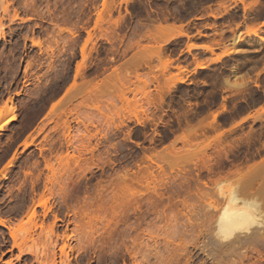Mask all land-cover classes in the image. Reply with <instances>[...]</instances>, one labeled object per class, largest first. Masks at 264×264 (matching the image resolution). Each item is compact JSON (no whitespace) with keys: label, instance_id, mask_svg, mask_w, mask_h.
<instances>
[{"label":"rangeland","instance_id":"obj_1","mask_svg":"<svg viewBox=\"0 0 264 264\" xmlns=\"http://www.w3.org/2000/svg\"><path fill=\"white\" fill-rule=\"evenodd\" d=\"M250 28L258 35L244 34ZM209 40L214 52L202 47ZM137 71L156 72L151 92L178 74L186 83L144 112ZM261 105L264 0H0V121L15 116L0 130V213L10 216L0 264H264V241L210 255L215 211L201 198L216 200L219 182L260 194ZM215 113L233 144L228 156L216 154L205 124ZM191 125H206V135L180 139ZM208 142L214 160L204 166ZM147 169L160 195L141 219L128 199L145 190L136 177Z\"/></svg>","mask_w":264,"mask_h":264},{"label":"bare ground","instance_id":"obj_2","mask_svg":"<svg viewBox=\"0 0 264 264\" xmlns=\"http://www.w3.org/2000/svg\"><path fill=\"white\" fill-rule=\"evenodd\" d=\"M259 2H260V0H252V5H256ZM213 15H214V17H217L216 14H213ZM178 26H180V25H178ZM172 28H174V27H172ZM179 28L183 29L182 33L188 37L189 45H188L187 48H188V50L191 51V47H193L195 45L194 43H191V41L193 40L194 36L189 33L187 28H185L184 24H181V26L178 27L177 29H179ZM182 33H180V34H182ZM200 34H201V32H200ZM222 34H220V37L222 36ZM244 34H248V35L255 34V35H258V29L250 28V29H248L246 31V33L244 31ZM244 34L242 33V31H239L237 33L236 37H235V41H239ZM91 39H92L91 36L90 37L88 36V38L85 41L86 43L82 46L83 47L82 48V53L83 54L86 52V44L89 41H91ZM168 40L169 39H167V40L165 39L164 41L169 42ZM167 42H165V43H167ZM164 46H165L164 43L163 44L162 43H158V46L156 47V49L155 50L153 49L152 50L153 52L152 51L151 52L154 53V51H155V53L159 55V54L163 53V51L165 49ZM202 47L204 48L205 52L206 51L214 52V49H215L210 40L206 41L202 45ZM233 52H234V50L228 49V50L223 51L221 54L217 53L215 61H217V60L220 61V59L223 56L229 55L230 53H233ZM165 60H166V62L164 61L165 67H168V65H172L171 63H172L173 59L171 58V55L170 56L166 55ZM164 64L162 65V70L165 68V67H163ZM176 67L178 69L182 68V66L180 64H178ZM196 67L205 68L206 66L203 64V62H198ZM168 69H170V68L168 67ZM78 71L79 70L77 69V73H78ZM163 71H165V69ZM139 73L137 71V73H136L137 77L136 78L139 81H142L144 83L145 90H146L143 93V98H144L143 102H145L146 105H144V103H142V101L140 102V104L141 103L143 104L142 105L143 107L145 106L144 108H142L143 109L142 111H144V112H146L145 110L149 109L152 104L155 106L154 103H159L160 106H161L162 103L165 102V97H166L167 93L170 94L171 91L175 90L174 88L178 85V83H186V78H184L181 74H178L176 76V78L174 77L175 79L174 78L171 79L172 82L170 81V78L167 77V79H169V81H170L169 84L164 82V83H166L164 85V83L161 84V82H160V84L158 83L159 86L157 85L158 88H156L157 89L156 92H151V89H150L151 84L153 83L154 80H156V81L158 80V75L156 74V72L154 73L152 71L149 72V73H146L144 75L143 74L141 75V73L140 74ZM126 74H128V73H126ZM128 75H130V74H128ZM169 81L167 80V82H169ZM123 88H125V87H123ZM235 88H238V89H235V90L239 91V90H241L242 86L241 85H237ZM125 89H127V88H125ZM240 92H242V91H240ZM240 92H239V94H240ZM121 96H125V91H124V95L122 94ZM123 99L121 101H125L126 99H128V97L126 99L123 97ZM126 102H129V101H126ZM137 102L135 104L139 103V102L138 103ZM146 106L148 108H146ZM225 106L226 105L224 104L222 107L225 108ZM261 106L259 107L260 109L258 108L259 111L257 109V112H256V113H260V115H262L261 113L264 112V106H262L263 108H261ZM261 111H263V112H261ZM144 112H142V113H144ZM151 112H154V111L151 110ZM140 113H141V111H140ZM218 113L214 114L213 120L208 121L205 124L207 125V127H213L215 132H216V134L213 137L214 140H215V143L213 144V146H214V149L216 150V154L221 156L223 153H225L228 156L229 152L233 148V144L231 142V139H229V140L227 139L228 137L225 135L226 134L225 130L224 129L221 130L219 128V124L220 123L218 121ZM125 115H127V114H125ZM119 116H120V114H119ZM258 116H259V114L258 115L256 114V116H252V117H255L254 119H258V118H260ZM247 117L248 116H246L245 118H242V119L243 120H247ZM127 118H129V117H127ZM261 118L263 119L264 117L261 116ZM14 119H15V116H10L4 122L0 121V130L3 129L6 124H8L11 120H14ZM119 119H121V118H119ZM122 120H120V121H122ZM128 120H130V119H128ZM243 120H241V121H243ZM137 122H138V117H137ZM207 123H209V124H207ZM202 125H204V124L202 123ZM191 126H194V125H191ZM205 126L200 127V125H199L198 127L194 126L195 128L191 127L190 131H188L186 133H183L181 135L180 139L190 142L191 140H189V138L191 139V135L192 136L194 135L196 137L200 136V134L201 135H206L205 132H206L207 129L205 128ZM127 137L129 139L132 138L130 133L127 134ZM211 145L212 144L210 142H208L206 144H203L202 145L203 146V150L201 148V150H202L201 153L199 151V154L202 155L201 158H202V163H204V166L207 165L205 163H212V161L214 160L212 155L208 154V149H209V147H211ZM91 151H93V150H91ZM149 159H150L151 162H154L151 157ZM167 161H169L168 163L171 162L170 160H167ZM171 163H173V161ZM159 167L160 168H164L162 165H160ZM209 169H210V167H209ZM239 169H241V168H239ZM161 170H163V169H161ZM165 170H163V171H165ZM126 175L127 174H125L124 176H126ZM154 177L156 178V175L154 174V171H152L150 169H147L145 174L143 176H141L140 180H139L138 177H136L137 178V182L138 183L141 182L140 184L145 187V190H139L138 191V195L132 194V197H131L132 199H130V200L128 199V202L130 203V206H129V203H128L127 207L129 206V209H132V207H133L134 211L137 214V217H139V215L143 216L141 219H143L147 215V213L145 214V212H144V208H143L144 205H147L148 207H153L156 204L155 203L156 201L154 202V200H153V197H154L153 192L155 193V196H158L156 194H159L157 192L159 190H158V187L156 188V185H151V183L153 184V181L156 180ZM125 178H127V177H124V179ZM203 183H205L204 187L206 185L208 186V182H206V181L204 182L203 181ZM224 184H223V182H219L216 185V189H215L216 191L213 193L215 195V197H216V200L213 199V197H209V199L207 201L206 200V196H208L209 193H207L206 191H205L206 193L204 191H202L203 193L201 192L202 200L204 202H207L209 205H211L212 208L215 211V214H213V223H212L213 224V226H212L213 228L211 229L212 230V234H211V236L209 235L210 236L209 237L210 238V242L208 244V245H211V247L213 248V249L211 248L212 250H214L216 248V250H214V252L212 254H210V255H212V257L214 259L216 258L217 252L221 254L222 253L221 250H223V253H224V249L226 250V247H227V250H228V248H230V245L231 244H235L236 242L241 244V245H244V243H246V242H248V244H249L250 242H253V243L257 242L258 243V242H263L264 241V229L262 230L261 227H260L261 225L264 226V186L261 188L260 194H259V192L253 193V192H250V191L246 190L243 185H239L240 183L234 184V185L233 184H227V186L224 185ZM190 190H187V192L189 191V194H191ZM200 191H199V193H200ZM161 196H163L162 193H161ZM123 202L125 203V201H123ZM183 202H184L185 207L189 206V204L186 203L188 201L185 202V200H184ZM3 222H4L3 220H0L1 224ZM205 244L207 245V243H205ZM206 245H205V247H206ZM236 248H237V246H235L233 249L236 250ZM61 250H63V249L61 248ZM209 250H210V247H209ZM232 250H231V252L235 251V250H233V251ZM229 251L230 250H228L226 253H229ZM175 252H177V249H175ZM227 255L228 254H226V256ZM218 263H220V261ZM225 264H228V263H225ZM231 264H234V262H232Z\"/></svg>","mask_w":264,"mask_h":264},{"label":"crops","instance_id":"obj_3","mask_svg":"<svg viewBox=\"0 0 264 264\" xmlns=\"http://www.w3.org/2000/svg\"><path fill=\"white\" fill-rule=\"evenodd\" d=\"M9 219H10V216L8 214L0 213V220H4L5 224H8L10 222ZM0 225H3V224L0 223Z\"/></svg>","mask_w":264,"mask_h":264},{"label":"flooded vegetation","instance_id":"obj_4","mask_svg":"<svg viewBox=\"0 0 264 264\" xmlns=\"http://www.w3.org/2000/svg\"><path fill=\"white\" fill-rule=\"evenodd\" d=\"M152 133V132H150ZM225 163H233V160L231 158H228Z\"/></svg>","mask_w":264,"mask_h":264}]
</instances>
